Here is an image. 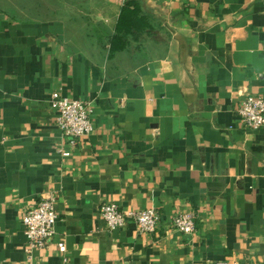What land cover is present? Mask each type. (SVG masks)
<instances>
[{
  "label": "crops",
  "instance_id": "1",
  "mask_svg": "<svg viewBox=\"0 0 264 264\" xmlns=\"http://www.w3.org/2000/svg\"><path fill=\"white\" fill-rule=\"evenodd\" d=\"M105 1L112 34L128 2L136 31L107 63L75 48L66 21L0 9V264H264V128L237 113L264 96V0ZM54 90L92 107L76 146ZM45 196L55 235L29 260L22 217ZM106 202L162 223L109 230ZM177 210L198 214L194 233L173 226Z\"/></svg>",
  "mask_w": 264,
  "mask_h": 264
},
{
  "label": "built area",
  "instance_id": "2",
  "mask_svg": "<svg viewBox=\"0 0 264 264\" xmlns=\"http://www.w3.org/2000/svg\"><path fill=\"white\" fill-rule=\"evenodd\" d=\"M49 103L57 111V123L72 146H76L81 137L92 133L94 123L90 102L71 98L60 90H54L50 94ZM237 113L247 130L264 128V96L248 93ZM62 154L68 157L71 152L64 150ZM100 213L109 230L120 229L128 222H134L141 233L149 234L157 231L162 223V216L155 208L122 209L115 202H106L101 204ZM57 218L55 198L52 196L43 197L36 205L25 210L22 224L28 241L26 252L29 260L32 259L34 250L50 244L55 235ZM198 218L195 212L177 210L172 216V224L182 233L190 235L197 229ZM58 247L61 252L66 251L64 242H60ZM217 264L239 263L220 261Z\"/></svg>",
  "mask_w": 264,
  "mask_h": 264
},
{
  "label": "rangeland",
  "instance_id": "3",
  "mask_svg": "<svg viewBox=\"0 0 264 264\" xmlns=\"http://www.w3.org/2000/svg\"><path fill=\"white\" fill-rule=\"evenodd\" d=\"M106 3L105 0H0V9L21 19L66 21L75 48L107 63L115 60V53L109 45L112 32L99 13L104 12Z\"/></svg>",
  "mask_w": 264,
  "mask_h": 264
},
{
  "label": "trees",
  "instance_id": "4",
  "mask_svg": "<svg viewBox=\"0 0 264 264\" xmlns=\"http://www.w3.org/2000/svg\"><path fill=\"white\" fill-rule=\"evenodd\" d=\"M133 6L134 5L130 4L129 2H128V4H126V6H124L122 15H121L120 20H119L118 30H117L116 34H112L110 36V39H109L110 40V49L113 52H115L116 50L124 49L127 45L126 41H128L127 40L128 34H135L136 33V31L135 32L132 31V22L128 21V25L125 26V22H126L125 18L131 17V13L134 12V10H131V7H133ZM126 24H127V22H126ZM129 24H130V26H129ZM123 25L125 26V28H123Z\"/></svg>",
  "mask_w": 264,
  "mask_h": 264
}]
</instances>
